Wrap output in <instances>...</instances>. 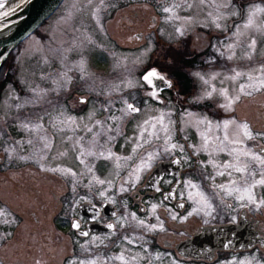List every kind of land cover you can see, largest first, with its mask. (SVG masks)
Wrapping results in <instances>:
<instances>
[{
	"label": "flooded vegetation",
	"instance_id": "af4514ba",
	"mask_svg": "<svg viewBox=\"0 0 264 264\" xmlns=\"http://www.w3.org/2000/svg\"><path fill=\"white\" fill-rule=\"evenodd\" d=\"M232 1L238 12L231 14V29L243 19L246 5L259 2L264 9V0ZM139 3L111 0L108 5L105 0L101 14L115 19L118 11ZM144 3L151 15L141 20L149 18L151 32L156 25L153 14L159 13L155 0ZM140 12L134 10L138 23ZM101 29L86 26L76 34L66 58L60 56L57 37L51 67L40 76L38 101L4 108L0 118V149L4 148L0 150V264H264V206L248 204L238 199L239 193L227 195L217 187H231L233 181L243 186L241 174L224 167L236 163L233 148L264 150V137L256 135L264 133V118L244 112L237 115L242 112L236 110L252 107L250 97L239 95L233 108L222 107L237 91V83L248 79L251 62L264 70V35L258 56L237 52L244 42L236 41L226 99L209 76L219 61L215 47L219 34L213 26L196 27V34L181 37L176 50L180 53L174 58L169 54L170 40L154 29L152 47L143 60L135 56L125 66L120 65L124 58L117 49L135 47H123L107 37V29ZM149 31L133 32L129 43L144 42ZM91 47H98L102 54L95 62L87 55ZM153 70L165 80L145 81ZM50 71L54 76L44 82ZM237 72L241 75L232 79ZM124 76L133 85L123 97ZM41 89L50 102H40ZM129 103L139 111L126 115L123 110ZM259 106L254 107L256 111H264V105ZM19 114L25 117L18 120ZM157 117H163L167 133ZM224 121L247 124L254 138L241 135L242 143L225 141L226 135L232 138L235 125L225 129ZM166 140L183 146V151L164 152ZM109 151L111 159L99 156ZM149 152L158 155L132 188L129 173ZM247 159L241 157V161ZM249 163L252 175L246 172L244 177L249 182L261 179L264 168ZM185 180L199 188H185ZM122 186L128 191H122ZM198 191L212 204L210 215L205 210L193 212L200 207L195 202ZM168 192L173 196L165 200ZM189 192L193 199L188 198ZM253 193L257 202L264 199V187L257 185ZM141 220L143 225L138 223ZM73 223L79 228H73Z\"/></svg>",
	"mask_w": 264,
	"mask_h": 264
},
{
	"label": "rangeland",
	"instance_id": "374dc122",
	"mask_svg": "<svg viewBox=\"0 0 264 264\" xmlns=\"http://www.w3.org/2000/svg\"><path fill=\"white\" fill-rule=\"evenodd\" d=\"M137 1L141 3L138 5H127L122 11H118L114 15L115 19H112L111 15H107L106 13L105 15L108 16V20L105 21L103 18L105 16L104 13L101 14V10L104 9L105 0H62L56 10L37 29L16 44L11 50L10 61L8 60L6 65H3L6 74L4 77L2 74L0 75V118L3 117L4 108L8 104L38 101L40 76L51 67L50 59L52 53H55V47L52 46L57 44L59 39L60 56L65 58L68 57L70 53V41L76 34H80L86 26H94V28L97 31L100 30V32H102L101 28L107 29V37H109V35L114 37L117 43L125 48L135 47L132 51L128 49H117L118 56L121 58L123 56L124 58V61L120 62L121 66H125L129 63L127 60H132L135 56L139 58L140 62L143 60L147 51L152 47L151 34L154 29L170 40L171 51L169 54L174 58L180 53L176 50H179V42L183 37L191 33H193V35L196 34L198 31L196 27L211 28L213 26V28L218 29L216 32L219 34L217 39H215V47L219 55V61L215 68L216 70L210 72L209 76L213 77L212 82L217 86L221 96H228V92L231 88V69L229 67V62H231V54L235 52L234 45L236 41L243 40L244 42L243 49L241 48L237 51L239 53L248 54L247 52L250 51L257 56L262 53L264 12H258L254 17V23L247 28L245 27L251 12L257 7L262 8L263 4L259 2L246 5L243 19L237 25H232L233 28L231 29V14L233 12H238V8L233 5L232 0H203V2H201V0H155V7L159 14H153L155 16L156 25L150 32L149 30H151L152 27L148 29L150 24L149 18H146L145 21L141 20L142 17L145 18V15H151L147 8H145L144 2L147 0ZM106 2L109 5L111 0H106ZM137 8L141 11L139 13V23L137 22L138 16L134 13V10ZM165 8H169L170 11L165 12ZM217 25H219V27H217ZM146 30L149 31V34L146 36L144 42L136 41L134 43H129L128 39L132 36L133 32L138 31L139 33H144ZM232 30L233 33L231 34ZM252 40L256 41L255 46L249 47ZM230 45L231 47H229ZM99 52L100 49L98 47H91L88 50L87 55L91 57V62H95L101 58L102 54ZM258 64L259 63L251 62L249 64L250 68H248V75H246L248 79L241 80L240 83H237L238 89L235 93L231 91V99L239 95L245 96L243 92L244 88L247 90H244L245 92H251V95L246 96L250 97L249 101H251L250 104L252 107L250 108V106H248L250 108L248 110L247 108L244 110H236L242 112V114L237 113L239 117H241L244 112L246 114L250 113L249 117L252 118H264V111H256L254 108L255 106L260 105L259 107H261L264 105V92H257L248 87V85L252 83V81L249 80V76L255 75V78H264V70H261ZM45 75H48L44 78V82H47V80H50L54 76V73L50 71L49 73H45ZM128 78L129 77L124 76L120 83L123 97L128 90L127 88H131L133 85L130 80H127ZM131 79L133 80L132 77ZM19 91L22 92L19 93ZM43 92L44 94L42 95L41 89L39 97L40 102H50L47 101L45 89H43ZM222 92L225 93V95H222ZM42 97L44 99H42ZM233 106L232 104L231 108H233ZM24 117V114H19L17 119L20 120ZM0 150L4 151L3 145Z\"/></svg>",
	"mask_w": 264,
	"mask_h": 264
},
{
	"label": "snow or ice",
	"instance_id": "6c2138e0",
	"mask_svg": "<svg viewBox=\"0 0 264 264\" xmlns=\"http://www.w3.org/2000/svg\"><path fill=\"white\" fill-rule=\"evenodd\" d=\"M201 2H203V0H201ZM3 6H4L3 0H0V8H2ZM223 6H227V5H223ZM12 11H15V9H12ZM164 11L165 12H169L170 9L169 8H165ZM258 12H264V9H261V8L257 7L254 11L251 12V14L248 17V23L245 25L246 28L251 26L254 23V17L256 16V14ZM0 15L7 16L8 13H0ZM217 27H219V25H217ZM255 43H256V41L252 40V42L249 45V47H254ZM229 47H231V45ZM0 58H2V57H0ZM240 75H241V73L237 72L236 76L232 77V79H235L237 76H240ZM153 77H155V78H157V79H159L161 81L165 80V78L163 76H158L157 73L154 70L153 71H149L146 74V76L144 77V79H145V81H149L150 78H153ZM249 80L252 81V83H250L248 85V87L252 88L254 91H257V92L264 91V78H255V77L249 76ZM242 90H243V88H242ZM221 94L225 95V93H223V92ZM153 95H155V93H153ZM208 95L210 96L211 93H208ZM245 95H251V92H246ZM225 98L228 99L226 95H225ZM239 99H240L239 96L233 97L232 99H228V103L226 105H222V107H229L230 108L231 105L233 104V102L235 100H239ZM80 102L81 103H85L86 101L81 100ZM123 111L127 115L128 113L138 112L139 109L136 108L133 104L129 103V104H127V108L125 110H123ZM156 119H157V122H159L161 124L163 130L167 133L168 132V128H167L166 125H163V117H157ZM97 123H99V122H97ZM144 123L148 124L149 122L145 121ZM230 124L235 125L234 130H233V132L231 134L232 138L229 139V136L226 135L224 137L225 141H228L229 143H232V144L242 143L243 141L241 139V135H242L243 138H246V139H253L254 138L253 137V133H252V131L249 130V126L247 124L236 125L235 121H224V128L227 129ZM256 135L264 137V133H257ZM169 139H170V137H169ZM145 143H147V141H145ZM206 144H207V139H205V145ZM165 145L166 146L163 148L164 152H171V151H173V150H175L177 148H179L180 151H183V146L177 145V144H169L168 140L165 141ZM134 151H135V149H134ZM232 151H233V153H235L234 159L236 160V163L226 164L224 167L225 168H231L235 172L240 173L241 174V181H242L243 186L237 187L236 186L237 182L233 181L231 187H229L227 185H224V184L217 185V187L219 189H221V191H223L227 195H231L233 192L239 193L238 199L241 200V201L246 199L248 204H257L258 203V206H264V199H260L257 202V198L255 197V195L253 193V189L257 185H260V186L264 187V170H262L260 172L261 179L256 180L254 182H249V180L246 177H244V175H243L246 172L248 173L249 176L252 175V173L250 171V163L249 162L264 168V150H262V152H260V153H257V152L245 151L243 149L233 148ZM87 154L90 155V156L91 155H95L92 152H88ZM82 155H83V153H82ZM157 155L158 154L155 153V152H149L147 157H143V156L141 157V163L138 164L132 170L131 173H129V178L131 179V185L130 186L132 188L136 187V181L140 180L141 173L143 171L151 168L152 161L156 158ZM99 156L101 158H104V159H111L112 158V153L109 151L108 155L105 156L104 152H100ZM241 157H247L248 159H247V161H241ZM81 162L83 163V160ZM173 163L179 164L180 161L179 160H174ZM51 170L52 171H62L64 173H70L71 172L70 169H51ZM88 171L91 172L92 169L89 168ZM71 174L75 175L74 173H71ZM217 174L218 175H223L224 173L223 172H219ZM96 182L100 183V184L105 183V181H103V180H97ZM109 183H111V182H109ZM124 183H128V180H125ZM183 185H184L185 188H192V189H198L199 188V186L197 184H194L191 180L183 181ZM121 190L122 191H128V188H125V187L122 186ZM156 191H160V189L157 188ZM103 195H104V193L101 192V196H103ZM181 195H183V193H181ZM172 196H173V192H168L164 196V199L167 200V199L171 198ZM196 196L198 197V199H196L195 202L198 205H200V207L194 208L193 212H197L198 213V212H200L202 210H205V214L206 215H210L211 211H212V204L208 201L207 196H205L204 193L200 192V191H198L196 193ZM188 198L189 199H193V193L192 192L188 193ZM241 206L243 207L245 205L242 204ZM180 207H183V204H181ZM152 208H153V211H155V209L157 208V205L153 204ZM192 214H193L192 212L188 213L189 216H191ZM132 218L134 220L136 219L135 213L132 214ZM172 218L176 219V216L173 215ZM233 221H235V217H233ZM138 223L140 225H143L144 221L141 220V221H138ZM206 223H207V221H206ZM72 227L73 228H79V224L78 223H73ZM107 227L108 228H112L113 225L112 224H108ZM151 227L155 228L156 226L152 225ZM82 234L83 235H87V233H82ZM118 258L121 259V260L124 259L123 256L118 257ZM241 264H244V262H241Z\"/></svg>",
	"mask_w": 264,
	"mask_h": 264
},
{
	"label": "water",
	"instance_id": "95a60500",
	"mask_svg": "<svg viewBox=\"0 0 264 264\" xmlns=\"http://www.w3.org/2000/svg\"><path fill=\"white\" fill-rule=\"evenodd\" d=\"M62 0H24L7 16L0 17V68L9 52L33 32Z\"/></svg>",
	"mask_w": 264,
	"mask_h": 264
},
{
	"label": "bare ground",
	"instance_id": "6f19581e",
	"mask_svg": "<svg viewBox=\"0 0 264 264\" xmlns=\"http://www.w3.org/2000/svg\"><path fill=\"white\" fill-rule=\"evenodd\" d=\"M4 6L0 8V13H9L12 9L17 8L19 5L22 4L24 0H3ZM3 15H0V17Z\"/></svg>",
	"mask_w": 264,
	"mask_h": 264
},
{
	"label": "trees",
	"instance_id": "16d2710c",
	"mask_svg": "<svg viewBox=\"0 0 264 264\" xmlns=\"http://www.w3.org/2000/svg\"><path fill=\"white\" fill-rule=\"evenodd\" d=\"M173 60H176V59H173ZM3 73H4V70L2 69V70L0 71V75H1V74L3 75ZM5 74H6V72H5Z\"/></svg>",
	"mask_w": 264,
	"mask_h": 264
}]
</instances>
